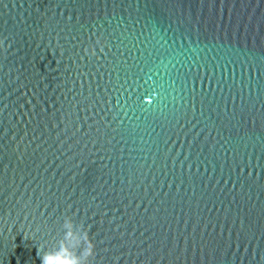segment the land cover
I'll list each match as a JSON object with an SVG mask.
<instances>
[{"label":"water","instance_id":"95a60500","mask_svg":"<svg viewBox=\"0 0 264 264\" xmlns=\"http://www.w3.org/2000/svg\"><path fill=\"white\" fill-rule=\"evenodd\" d=\"M0 264H264V0H0Z\"/></svg>","mask_w":264,"mask_h":264},{"label":"snow or ice","instance_id":"6c2138e0","mask_svg":"<svg viewBox=\"0 0 264 264\" xmlns=\"http://www.w3.org/2000/svg\"><path fill=\"white\" fill-rule=\"evenodd\" d=\"M121 87H123V86H121ZM129 87H131V85H129ZM197 135H199V133Z\"/></svg>","mask_w":264,"mask_h":264}]
</instances>
